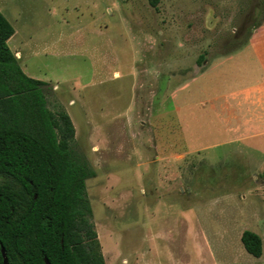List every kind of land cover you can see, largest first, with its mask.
Returning a JSON list of instances; mask_svg holds the SVG:
<instances>
[{
	"label": "rangeland",
	"instance_id": "obj_1",
	"mask_svg": "<svg viewBox=\"0 0 264 264\" xmlns=\"http://www.w3.org/2000/svg\"><path fill=\"white\" fill-rule=\"evenodd\" d=\"M263 10L261 0H0L8 46L45 82L47 107L68 113L72 148L94 172L85 193L105 264H264V156L232 142L186 152L189 107H178L189 97L172 95L208 88L207 75L192 79L244 48ZM246 229L260 257L244 249Z\"/></svg>",
	"mask_w": 264,
	"mask_h": 264
},
{
	"label": "trees",
	"instance_id": "obj_2",
	"mask_svg": "<svg viewBox=\"0 0 264 264\" xmlns=\"http://www.w3.org/2000/svg\"><path fill=\"white\" fill-rule=\"evenodd\" d=\"M263 20L264 10L240 46ZM13 33L0 11V264L1 246L8 264H105L85 193L94 172L72 148L68 113L47 107L45 82L25 74L8 46ZM240 240L262 255L259 234L246 229Z\"/></svg>",
	"mask_w": 264,
	"mask_h": 264
},
{
	"label": "crops",
	"instance_id": "obj_3",
	"mask_svg": "<svg viewBox=\"0 0 264 264\" xmlns=\"http://www.w3.org/2000/svg\"><path fill=\"white\" fill-rule=\"evenodd\" d=\"M13 53L19 56L18 51ZM206 75L208 88L172 94L178 100L189 97L178 107H189L182 119L190 136L185 138L186 152L232 142L264 156V20L244 48L194 76L192 82Z\"/></svg>",
	"mask_w": 264,
	"mask_h": 264
},
{
	"label": "water",
	"instance_id": "obj_4",
	"mask_svg": "<svg viewBox=\"0 0 264 264\" xmlns=\"http://www.w3.org/2000/svg\"><path fill=\"white\" fill-rule=\"evenodd\" d=\"M1 252H2V257H3L2 264H8V260H7V257L5 255L3 246H1ZM45 261H46V263H48L46 258H45Z\"/></svg>",
	"mask_w": 264,
	"mask_h": 264
}]
</instances>
